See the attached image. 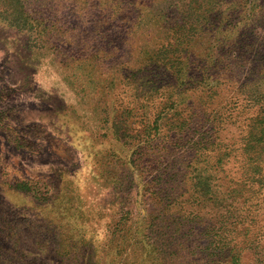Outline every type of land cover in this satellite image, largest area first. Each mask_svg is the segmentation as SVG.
I'll return each mask as SVG.
<instances>
[{
	"label": "rangeland",
	"instance_id": "rangeland-1",
	"mask_svg": "<svg viewBox=\"0 0 264 264\" xmlns=\"http://www.w3.org/2000/svg\"><path fill=\"white\" fill-rule=\"evenodd\" d=\"M97 100L160 117L140 177ZM154 198L176 263L264 264V0H0V264L135 262L115 223Z\"/></svg>",
	"mask_w": 264,
	"mask_h": 264
},
{
	"label": "trees",
	"instance_id": "trees-1",
	"mask_svg": "<svg viewBox=\"0 0 264 264\" xmlns=\"http://www.w3.org/2000/svg\"><path fill=\"white\" fill-rule=\"evenodd\" d=\"M162 58H168L165 61V64H169L170 59H172V57ZM127 80L130 82V78H127ZM134 88L137 87L134 86ZM96 91L101 96L107 97L111 94V87L109 85H105L100 89H96ZM161 94H164V91H162ZM165 103L170 104L168 102ZM94 107L97 109L99 115V118L96 117L98 129L103 130L102 132H100L99 135L102 136L105 134V132H108V134L113 137L114 141L117 145H119V147H121V149H133L131 157L127 158V160L128 164L133 167L136 172H138L137 175L138 177H140V170L138 168V165L136 164V161L140 162L143 159V156L146 154V150L143 147V144L145 143V145L147 146L149 142L153 138H155V136H160V131L158 129V120L160 117L158 118V116H156L153 120H150L146 116L145 107L142 105V103L139 102H121L118 106H114L111 109L109 105L105 103L100 104L97 100V103L96 105H94ZM111 112H113V115H111ZM177 114L178 112L174 111L172 117ZM184 120L188 119L184 118ZM184 120L180 123H177L176 125L174 122L169 123L168 126L170 131H172V133L176 132V130L183 131L185 126L188 124V122ZM141 138H145L144 143L140 142ZM162 150L164 149L162 148ZM159 156L161 157V155ZM132 157H135V160ZM122 158L126 159V157L124 156H122ZM166 173L168 174L167 170ZM191 176V188L193 189L194 193L199 195V199L204 196H207L206 194H208L209 197H207V199L214 200L213 197L215 196L216 191H213L211 182L205 179L204 174L200 175L199 172H195ZM135 178L137 179V176H135ZM157 185L150 182L143 183V185L141 186L142 189H144V193L151 192L153 194H157L159 193V191H156V188L159 187V184ZM149 202L155 204L156 208L158 209V212L151 214L148 212L147 205L150 204ZM203 202L204 201L199 200L197 205H201V203ZM215 202L216 200L214 201V203ZM175 205V201L165 202L159 198L155 200H142L143 209H141L142 212H140L139 215L134 217L131 215L128 218L127 215L126 217H121L120 220H117V222L115 223L116 226H121L125 228L127 232H129V248L134 249V252H136V254L134 252L129 253L127 249V255L133 254L136 257L135 262H131L130 264H149L150 262H155L158 259H160L159 264H167L169 262H174L175 264H178L176 263V260L179 257L180 252L182 251L181 247L179 246V249L176 250H173V248L167 249L168 240L176 239L178 233L182 230V225H185L180 224V221L173 216V209ZM189 205H191L190 202ZM163 210L164 213H162ZM189 211L191 210L182 208L181 210H179V212L183 213ZM167 215L173 216L172 218H170L171 221H166ZM127 221L128 228L125 227ZM166 251H169V253L166 254ZM167 259H169L170 261H166ZM116 264L125 263H122L120 261Z\"/></svg>",
	"mask_w": 264,
	"mask_h": 264
}]
</instances>
